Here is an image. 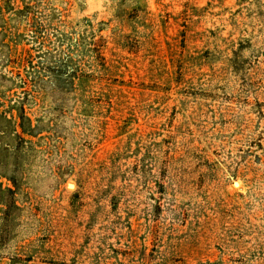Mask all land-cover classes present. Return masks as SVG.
I'll list each match as a JSON object with an SVG mask.
<instances>
[{
  "label": "rangeland",
  "instance_id": "1",
  "mask_svg": "<svg viewBox=\"0 0 264 264\" xmlns=\"http://www.w3.org/2000/svg\"><path fill=\"white\" fill-rule=\"evenodd\" d=\"M0 264H264V0H0Z\"/></svg>",
  "mask_w": 264,
  "mask_h": 264
}]
</instances>
